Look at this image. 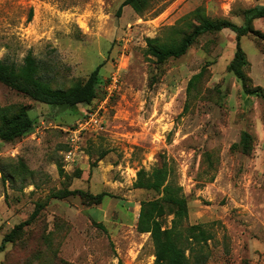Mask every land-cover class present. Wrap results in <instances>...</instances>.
Segmentation results:
<instances>
[{
	"label": "rangeland",
	"instance_id": "374dc122",
	"mask_svg": "<svg viewBox=\"0 0 264 264\" xmlns=\"http://www.w3.org/2000/svg\"><path fill=\"white\" fill-rule=\"evenodd\" d=\"M123 1L0 0V60L21 66L31 53L64 90L101 65L96 98L76 107L0 82V115L24 108L33 120L23 136L0 140V245L40 206L0 264H154L151 235L137 224L141 202L159 196L134 182L140 169L164 162L188 201V224L212 236L205 264H264V40L240 39L259 96L228 70L237 39L230 29L201 35L164 63L146 44L179 42L198 24L197 9L241 25L244 10L264 0H151L141 15L130 6L118 14ZM253 25L264 34V18ZM92 114L99 124L80 128ZM243 132L249 153L233 147ZM65 190L106 195L101 203L53 197Z\"/></svg>",
	"mask_w": 264,
	"mask_h": 264
},
{
	"label": "trees",
	"instance_id": "16d2710c",
	"mask_svg": "<svg viewBox=\"0 0 264 264\" xmlns=\"http://www.w3.org/2000/svg\"><path fill=\"white\" fill-rule=\"evenodd\" d=\"M150 2L151 0H124L117 13L120 14L123 7L130 6L135 13L141 15L149 7ZM194 16L198 24L194 25L192 31L186 33L179 42L164 43L158 38H147V54L158 63L178 59L187 54L201 35L230 29L237 34V39L234 57L228 66L229 72L240 80L246 94L257 96L263 94L261 87L253 86L252 79L244 72L248 61L240 39L251 34L264 40V34L256 30L253 25L254 20L264 18V6L256 5L244 10L241 25L229 20H213L202 9L195 10ZM100 67L101 65L97 66L85 81L67 90L54 89L51 86L54 78L42 75L39 62L29 53L21 66L0 60V82L26 91L33 99L46 105L76 107L80 104H90L96 98ZM200 75L201 73L192 77L189 88L195 85ZM32 125L33 120L24 108L12 115L3 113L0 115V140L14 141L27 133ZM233 147L249 153L252 147L251 135L243 132L241 141ZM3 178L7 179L6 176ZM134 187L154 191L159 196L157 199L141 202L137 224L138 232L151 235L154 245V264H205L208 255L204 250L212 236L203 225L188 224V201L182 186L172 179L171 170L167 164L164 162L160 166L153 167L151 171L140 169ZM71 195H79L87 202L94 200L93 203H101L106 194L91 195L81 190H65L54 194L53 197L64 199ZM39 207L27 221L15 226L10 233L5 235L0 245V252L5 249L7 243L14 242L15 237L25 225L30 224L37 217ZM170 215L172 216L171 225L165 226V219ZM191 256L194 257L193 262L190 261Z\"/></svg>",
	"mask_w": 264,
	"mask_h": 264
},
{
	"label": "built area",
	"instance_id": "2783aa9c",
	"mask_svg": "<svg viewBox=\"0 0 264 264\" xmlns=\"http://www.w3.org/2000/svg\"><path fill=\"white\" fill-rule=\"evenodd\" d=\"M89 123H93V124H95V125L99 124V123H98V119L96 118V116H95L94 114H92L88 120L82 122V123L80 124V128H86V126H87Z\"/></svg>",
	"mask_w": 264,
	"mask_h": 264
}]
</instances>
